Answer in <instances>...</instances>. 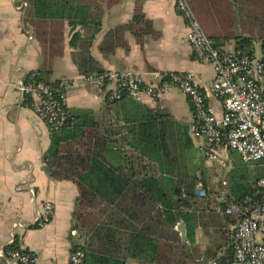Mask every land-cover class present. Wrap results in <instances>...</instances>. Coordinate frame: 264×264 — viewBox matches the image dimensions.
I'll return each mask as SVG.
<instances>
[{
  "label": "crops",
  "instance_id": "0c3cea01",
  "mask_svg": "<svg viewBox=\"0 0 264 264\" xmlns=\"http://www.w3.org/2000/svg\"><path fill=\"white\" fill-rule=\"evenodd\" d=\"M189 2L207 35L252 37L253 44L264 41V0ZM34 4L37 5L35 8L28 0H0V243H8L12 223L20 221L29 226L19 229L15 245L36 255L37 264H72L71 255L84 244L73 216L78 189L71 180L54 179L45 168L43 155L50 146L51 131L33 109L21 102L15 87L17 79L24 71L47 68L50 82L60 80L67 85L68 108L92 109L101 114L106 91L93 82H86L89 75L81 71L80 65L89 73L103 71L100 74L126 69L139 72L158 69L192 71L196 83L203 88L212 84L213 67L193 56L187 40L186 21L175 7L174 0H34ZM45 6L48 7L47 14L52 16L45 14ZM137 7H141L146 17L152 20L161 36L146 35L141 42L134 34L126 32V45L116 46L109 52L111 43L108 41L104 46L107 33L128 23ZM35 10L38 13H34ZM54 10H57L55 17ZM85 22L88 25L83 24ZM94 22L100 23L99 30L90 39ZM46 37L50 39L49 44L43 41ZM73 39L77 46L71 44ZM232 40V44L229 41L221 48L235 47L236 41ZM47 49L57 53L48 61L44 55ZM113 89L114 83L109 81L107 90ZM140 102L169 112L186 125L201 159L214 162L204 159L201 154L204 141L193 135L194 111L183 93L175 90L155 97L145 94ZM211 103L221 114L220 101L212 99ZM233 152L242 160L239 153ZM223 153L227 168L232 166L233 171L239 167L235 159L232 161V155L229 156L231 150ZM262 168L261 163L248 166L251 173ZM192 173L208 182L206 189L213 202L215 198L221 201L223 196L229 195L224 177L217 185L207 178L204 169ZM45 201L55 204L54 216L44 227L33 226ZM195 212L200 218L191 249L197 262L208 264L213 260L206 257L210 247L234 242V220L202 207ZM178 229L184 234L183 222ZM192 246H202L203 254H195ZM225 250H219L218 256ZM196 251L200 252L198 248ZM126 264L141 262L130 257Z\"/></svg>",
  "mask_w": 264,
  "mask_h": 264
},
{
  "label": "trees",
  "instance_id": "16d2710c",
  "mask_svg": "<svg viewBox=\"0 0 264 264\" xmlns=\"http://www.w3.org/2000/svg\"><path fill=\"white\" fill-rule=\"evenodd\" d=\"M28 1L33 8L37 6L34 0ZM47 8L45 14L52 16ZM56 13L54 10V17ZM94 25L90 39L100 23ZM126 32L141 42L146 35L161 36L141 7L135 9L128 23L107 33L104 46L111 43L109 52L126 45ZM208 36L217 47L235 39V47L245 51H250L254 42L252 37L239 35ZM43 41L50 43L48 37ZM71 44L77 46L76 40ZM56 54L45 50L46 61ZM80 69L92 76L103 73L90 74L82 65ZM47 71H37L36 81L51 83ZM108 83L105 79L101 86L106 91L101 114L92 109L68 108L66 123L51 132L50 146L43 155L51 177L71 180L77 186L73 216L84 237L81 264H126L130 257L141 264H201L191 249L200 218L195 211L202 207L218 212L220 201L215 198L213 202L208 191L206 197L197 195V188H207L208 182L189 168L193 147L189 128L171 113L129 97L125 90L113 97L114 91L107 90ZM242 164L247 166L235 167L225 179L228 197L234 201L257 195V181L264 176V168L251 173L249 164ZM180 222L185 225L184 234L178 229ZM223 248L225 252L218 256ZM234 253L235 243L226 242L210 247L206 257L216 259V264H235Z\"/></svg>",
  "mask_w": 264,
  "mask_h": 264
},
{
  "label": "built area",
  "instance_id": "2783aa9c",
  "mask_svg": "<svg viewBox=\"0 0 264 264\" xmlns=\"http://www.w3.org/2000/svg\"><path fill=\"white\" fill-rule=\"evenodd\" d=\"M184 17L187 40L196 60L213 67L211 86L203 88L195 81L192 71L152 70L139 72L131 69L89 75L86 82L102 86L105 79L114 83L113 97L125 90L129 97L142 101L143 96L178 91L190 101L194 111L193 135L204 141L201 154L224 168L228 167L225 150L239 153L245 163L264 165V41H258L250 51L242 48L215 46L207 35L189 0H174ZM37 71H24L16 81L21 102L29 106L47 124L49 130H59L67 121L68 88L64 81L47 83L36 81ZM220 101L219 114L211 103ZM226 184V182H224ZM258 194L234 201L226 194L216 210L234 220L235 264H264V176L257 181ZM32 195L34 190L31 189ZM200 197L207 189L197 190ZM55 204L45 201L33 226L44 227L53 218ZM29 225L12 223L7 244L0 243V264H37V256L16 246L18 231ZM83 252L71 257L72 264H81ZM208 264H216L209 260Z\"/></svg>",
  "mask_w": 264,
  "mask_h": 264
},
{
  "label": "rangeland",
  "instance_id": "374dc122",
  "mask_svg": "<svg viewBox=\"0 0 264 264\" xmlns=\"http://www.w3.org/2000/svg\"><path fill=\"white\" fill-rule=\"evenodd\" d=\"M234 42V40H231V44ZM233 157L232 161H237V165H239L240 168H244L247 165L243 166V162L240 159V157L234 153L233 151H231V154L229 155L230 157ZM188 164H189V168L192 172H195L197 170H201L204 169V171L206 172V176L207 178H209L211 181L213 180L214 184H219L220 179L222 177H224L225 179L228 177L229 173L232 171V166H229V168L227 169H223L221 166H219L217 163L215 162H211L210 161H204L201 159L199 150L195 147H192L190 152H189V159H188ZM230 178V177H229ZM76 225V222H75ZM79 230V229H78ZM80 231V230H79ZM82 233V231H80ZM193 251L195 254H203L202 251H204L202 246H192ZM198 248V250L200 251L199 253L196 251V249Z\"/></svg>",
  "mask_w": 264,
  "mask_h": 264
},
{
  "label": "water",
  "instance_id": "95a60500",
  "mask_svg": "<svg viewBox=\"0 0 264 264\" xmlns=\"http://www.w3.org/2000/svg\"><path fill=\"white\" fill-rule=\"evenodd\" d=\"M181 229H182V231H184V230H183V226L181 227Z\"/></svg>",
  "mask_w": 264,
  "mask_h": 264
}]
</instances>
